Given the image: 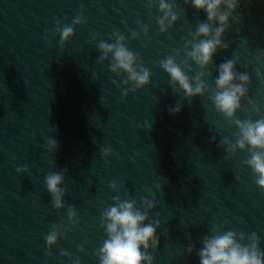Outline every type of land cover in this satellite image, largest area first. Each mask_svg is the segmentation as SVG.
<instances>
[{"label":"water","instance_id":"obj_1","mask_svg":"<svg viewBox=\"0 0 264 264\" xmlns=\"http://www.w3.org/2000/svg\"><path fill=\"white\" fill-rule=\"evenodd\" d=\"M176 12L177 23L161 34L158 5L149 10L147 0H0V264H72L61 250L80 264H99L96 252L107 239L101 212L117 195L138 202L155 196L150 220L160 222V244L149 253L154 264H199L184 250L190 240L199 249L213 224L255 232L264 251V195L243 165L247 153L230 156L219 147L225 137L234 141L236 129L208 93L191 102L182 92L174 95L159 66L207 19L183 0H176ZM81 13L86 24L74 28L61 51L57 23L71 24ZM234 16L239 22L230 20L224 37L229 48L213 57L207 83L214 89L218 66L236 58L237 71L250 77L248 99L236 115L255 120L264 116V0H240ZM133 31L141 33L138 40L130 38ZM114 32L151 71L149 85L129 91L126 100L127 77L110 72L111 58L97 63L101 53L92 41L111 42ZM192 69L189 76L198 71ZM177 102L181 111L170 114ZM50 138L58 143L55 153L47 149ZM105 148L112 151L107 158ZM25 165L28 172L16 171ZM65 167L64 208L57 211L44 181ZM69 206L78 227L49 256L44 237L53 224L72 228Z\"/></svg>","mask_w":264,"mask_h":264},{"label":"clouds","instance_id":"obj_2","mask_svg":"<svg viewBox=\"0 0 264 264\" xmlns=\"http://www.w3.org/2000/svg\"><path fill=\"white\" fill-rule=\"evenodd\" d=\"M148 9L158 5L160 15L157 17V25L161 34L168 32L178 21L176 12V0H147ZM185 7H191L196 12L206 13L207 19L200 22L194 32H190V38L184 42L182 51L175 50L160 61V68L170 77V88L173 94L182 92L184 98L191 102L194 98L204 97L208 93V100L214 106L217 113L233 126L234 141L225 137L220 140L219 147L228 155L235 156L238 153H247L243 165L252 172L253 180L259 192L264 195V116L258 119H239L237 112L242 109V101L248 99V86L250 77L237 71V59L233 58L222 62L217 68L215 88H211L207 81L211 78L209 68L213 65V57L219 50H227L229 43L224 37L229 31L230 20L239 22L234 16L239 7L240 0H183ZM86 24L81 13L71 24L60 25L57 23L56 32L60 36L59 47L63 51L67 42L74 36V28ZM143 35L148 34V27L142 26ZM141 33L131 32V39L138 40ZM111 42L100 40L93 36L92 41L97 43L101 55L97 63L103 65L109 61L110 72L119 77L122 73L127 77L122 81L126 89L122 99H127L128 92L135 93L149 85L151 71L144 67L140 56L134 54L127 46L126 37L114 32ZM183 57V58H181ZM192 65L198 69L193 76ZM115 83V81H113ZM131 85L129 88L128 86ZM252 112H257L255 105L248 101ZM182 104L177 102L169 108L170 114H178ZM215 136L211 137L215 142ZM47 149L55 153L58 149L56 139L47 140ZM103 157L112 155L110 148L102 150ZM18 173L28 172L27 165L17 168ZM67 167L63 172H50L45 177L47 192L52 198V207L59 211L64 208V185ZM163 186L157 185V191H163ZM109 187L113 192H118L116 182ZM113 203L105 207L101 212V227L105 230L107 239L96 252L99 264H154V257L150 251L155 252L160 244L157 230L160 228L159 220H150V213L155 207V196L152 199L141 198L138 202L127 195L121 198L119 195L112 198ZM67 221L72 225L61 227L53 224L48 234L44 237L47 245V255H51V249L57 245L60 238L78 227L77 213L73 206L67 209ZM260 238L255 233H246L240 229H228L226 225L213 224L209 234L200 240L199 249L189 241L184 252L190 257L194 253L199 259V264H264V251L260 248ZM83 251L81 246L79 249ZM62 257H68L72 264H80L79 258H72L66 251L61 250Z\"/></svg>","mask_w":264,"mask_h":264}]
</instances>
